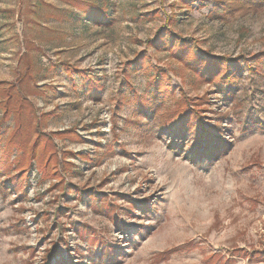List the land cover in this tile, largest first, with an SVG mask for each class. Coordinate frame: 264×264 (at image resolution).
<instances>
[{
    "label": "rangeland",
    "instance_id": "rangeland-1",
    "mask_svg": "<svg viewBox=\"0 0 264 264\" xmlns=\"http://www.w3.org/2000/svg\"><path fill=\"white\" fill-rule=\"evenodd\" d=\"M217 1L0 0V85L43 131H75L53 142L57 176L24 160L22 195L12 154L0 264H260L264 7L214 17ZM198 144L225 153L189 160Z\"/></svg>",
    "mask_w": 264,
    "mask_h": 264
},
{
    "label": "trees",
    "instance_id": "trees-1",
    "mask_svg": "<svg viewBox=\"0 0 264 264\" xmlns=\"http://www.w3.org/2000/svg\"><path fill=\"white\" fill-rule=\"evenodd\" d=\"M183 3L186 5L190 2V0H182ZM218 4L213 8L212 16L214 17H226V13L230 14L231 12H237L239 10L245 11V9H256L260 10V8L264 7V0H228L229 6H225V0H218ZM232 2V3H231ZM94 5V4H93ZM77 7L81 8V4L76 5ZM85 8V7H84ZM106 8H103L100 5L94 6L93 12H97L95 14H98L95 16V20L100 21L101 19H104L107 17V12L105 10ZM225 11V12H224ZM173 45V44H172ZM171 44L165 45V48L168 50V46L172 47ZM189 47H187L188 49ZM186 49V50H187ZM174 51L170 48V51ZM211 57V56H209ZM212 61L217 60L214 57H211ZM205 61H208L205 59ZM216 73L209 75L205 74L204 76L207 77V80H212L215 76L218 75L225 76L222 71L219 69L214 70ZM27 75H29L27 73ZM25 75L22 79H20L19 82L25 81L24 78L27 77ZM30 76V75H29ZM226 79H231L230 75L226 76ZM159 79L155 78L154 82H158ZM93 84V83H92ZM17 87L16 85H8L4 86V84L0 85V110L2 111V118L0 120V178H3L4 176H8L10 170L14 169V161H11L12 154L17 152V159L16 162L17 165H21V170L19 169V173L17 176L9 177L8 181H5V190L13 189L16 192L20 193L22 195L23 193V186H22V176L25 177L28 170H30V162H26L28 159L31 160H37L38 161V168L39 171H41L42 180L44 181L47 176H57L60 173V170L58 172V169L62 162L59 161L58 158V151L57 148L53 145V142L55 138L62 137L71 138L72 135L75 134V131L71 128V130H68L66 132H56V133H48L43 131L42 126L43 124L46 125L49 122V116L48 114H42V122L37 121V117L35 115V108L34 106L25 100L19 101L18 98H21L20 95L17 93ZM18 97V98H17ZM140 103H142L141 98L138 99ZM26 110V111H25ZM175 109L172 111L174 112ZM25 112V113H24ZM32 118H35L36 122L33 123ZM48 118V119H47ZM13 123L12 128H8L5 125L7 123ZM75 136V135H74ZM203 142V141H202ZM6 143V146L3 149V144ZM31 143V144H30ZM201 145H195L190 149L189 153L185 156L190 160L194 157H202L206 158L207 160L213 161L218 160L221 154L225 153L222 152L221 146L219 148H212L210 152L208 151H201L200 147ZM174 147V151H175ZM57 151V153H56ZM40 155V159L39 156ZM46 163L45 166L39 165L41 162L40 160H43L45 157ZM54 157L57 162H53ZM26 160V161H24ZM64 160V159H63ZM42 163V162H41ZM25 166H22V165ZM27 166V167H26ZM26 167V168H25ZM48 169H54L51 170L48 173ZM57 169V170H56ZM20 175V177H19Z\"/></svg>",
    "mask_w": 264,
    "mask_h": 264
},
{
    "label": "crops",
    "instance_id": "crops-1",
    "mask_svg": "<svg viewBox=\"0 0 264 264\" xmlns=\"http://www.w3.org/2000/svg\"><path fill=\"white\" fill-rule=\"evenodd\" d=\"M29 69V68H28ZM29 75H30V73H29ZM32 78V77H31ZM21 79V78H20ZM30 102V101H29ZM32 104V103H31ZM35 108V107H34ZM48 124V123H47ZM46 124V125H47ZM44 127H45V125H44ZM42 128H43V126H42ZM56 132H66V130H64V129H60V130H56ZM55 132V133H56ZM249 260L250 261H257V262H259L260 264H264V249H262V250H257V249H255V250H253L252 251V253L251 254H249Z\"/></svg>",
    "mask_w": 264,
    "mask_h": 264
}]
</instances>
